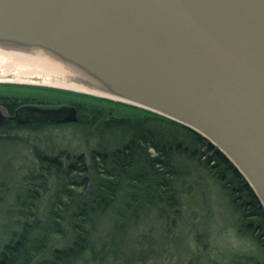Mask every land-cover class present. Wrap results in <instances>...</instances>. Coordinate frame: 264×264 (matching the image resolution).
I'll list each match as a JSON object with an SVG mask.
<instances>
[{
	"label": "water",
	"instance_id": "obj_1",
	"mask_svg": "<svg viewBox=\"0 0 264 264\" xmlns=\"http://www.w3.org/2000/svg\"><path fill=\"white\" fill-rule=\"evenodd\" d=\"M0 46L41 49L105 98L196 132L264 210V0H0ZM13 117L78 120L73 105Z\"/></svg>",
	"mask_w": 264,
	"mask_h": 264
},
{
	"label": "trees",
	"instance_id": "obj_2",
	"mask_svg": "<svg viewBox=\"0 0 264 264\" xmlns=\"http://www.w3.org/2000/svg\"><path fill=\"white\" fill-rule=\"evenodd\" d=\"M58 91L78 98L73 100L75 124L87 131L86 136L95 133L110 141L75 157L47 155L34 146L31 167L22 173L16 188L11 180L0 178V204L10 201L2 211L7 238L0 248V264H87L109 257L117 260L121 254L127 256L122 264L142 263L155 240V225L165 232L183 226L182 197L192 190V176L217 180L229 171L241 178L210 143L202 142V151L157 139L145 124L157 119L150 110L135 106L138 114L134 115L123 102ZM21 98L6 100L12 107ZM120 107L129 112L118 115ZM242 181L243 192H236L234 198L245 194L250 202L241 222L260 226L264 235V210ZM223 184L227 189L228 184ZM63 239L68 242L59 247ZM260 246L263 255L253 264H264V238Z\"/></svg>",
	"mask_w": 264,
	"mask_h": 264
},
{
	"label": "rangeland",
	"instance_id": "obj_3",
	"mask_svg": "<svg viewBox=\"0 0 264 264\" xmlns=\"http://www.w3.org/2000/svg\"><path fill=\"white\" fill-rule=\"evenodd\" d=\"M8 86L0 87V90H7L8 93H12V96H22L29 101L48 104V106L73 105L77 108L73 103V100H78L75 95L58 91L74 92L72 90L15 82H8ZM127 105L131 106L130 109L128 108L129 111H133L131 114H138L134 108L135 105ZM114 108L117 107L114 106ZM128 110L120 107L116 113L125 114L129 112ZM153 113L156 114L157 119L148 120L145 124L157 139L205 150L202 138H198L184 126L162 119V115ZM47 125L40 129L0 130V178L11 180L13 188H16L22 173L31 167V150L34 146L47 155L63 154L65 156L68 153L75 157L90 148H99L103 141L106 144L110 141L103 140L95 133L86 136L87 131H81L75 122ZM242 180L229 171L222 179L217 178V180L209 176L199 179L192 176L190 181L192 190L182 197L181 204L185 217L183 226L178 229L173 227L165 232L166 229L161 225H155L153 228L155 240L149 252L145 253L147 256H144V262L139 264H253L255 258L263 255L260 242L264 235L262 233L260 235V226L248 225V220L241 222L244 212H248L246 208L250 202L245 194H241L238 200L234 198L237 197L236 192H243L239 190L243 184ZM224 182L228 184L227 189H224ZM230 187L233 188L231 192ZM9 202L0 204V248L7 238L3 228L2 211ZM256 219L250 217V220ZM67 242L68 239H63L58 246L63 247ZM135 254H138L137 251ZM122 257L127 256L121 254L117 260L111 261L109 257L104 262L96 261L87 264H122ZM129 264L137 263L132 260Z\"/></svg>",
	"mask_w": 264,
	"mask_h": 264
},
{
	"label": "bare ground",
	"instance_id": "obj_4",
	"mask_svg": "<svg viewBox=\"0 0 264 264\" xmlns=\"http://www.w3.org/2000/svg\"><path fill=\"white\" fill-rule=\"evenodd\" d=\"M80 77V73L69 64L45 54L41 49L19 51L0 46V81L39 84L109 97L80 83Z\"/></svg>",
	"mask_w": 264,
	"mask_h": 264
},
{
	"label": "flooded vegetation",
	"instance_id": "obj_5",
	"mask_svg": "<svg viewBox=\"0 0 264 264\" xmlns=\"http://www.w3.org/2000/svg\"><path fill=\"white\" fill-rule=\"evenodd\" d=\"M5 82L0 81V87L7 88V84H3ZM18 85V84H17ZM9 96H12L10 93L7 92V90H0V111L5 115V120L2 124H0V130H6V129H12L16 128L17 126H21L22 128L27 129H33L37 126H48L47 124H56L54 122L45 121V120H38V119H31L25 123H19L17 119H15L13 116L15 112L21 108V107H40V108H48V107H54L53 105L48 106V104H43L36 101H29L25 98L19 99V101L10 107V105L7 102V98Z\"/></svg>",
	"mask_w": 264,
	"mask_h": 264
}]
</instances>
